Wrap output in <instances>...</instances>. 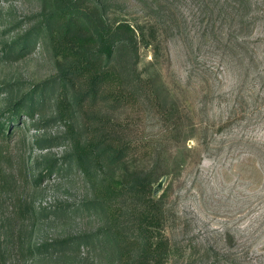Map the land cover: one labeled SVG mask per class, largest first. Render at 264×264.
Segmentation results:
<instances>
[{
  "label": "rangeland",
  "instance_id": "1",
  "mask_svg": "<svg viewBox=\"0 0 264 264\" xmlns=\"http://www.w3.org/2000/svg\"><path fill=\"white\" fill-rule=\"evenodd\" d=\"M52 1L0 0V264H117L107 241L67 243L99 232L105 217L67 163L61 60L28 35ZM80 1L149 40L138 45L134 97L115 107L83 98L73 110L76 125L105 120L129 144L116 171L149 184L168 245L162 264H264V0ZM258 39L255 78L244 42ZM113 64L129 70L120 55Z\"/></svg>",
  "mask_w": 264,
  "mask_h": 264
},
{
  "label": "trees",
  "instance_id": "2",
  "mask_svg": "<svg viewBox=\"0 0 264 264\" xmlns=\"http://www.w3.org/2000/svg\"><path fill=\"white\" fill-rule=\"evenodd\" d=\"M28 35L37 39L42 36L54 56L61 60L56 103L57 107L63 103H67V109L70 107L67 139L71 151L67 163L75 164L86 178L93 191L90 207L105 217L99 232L67 243L78 242L88 248L93 237L95 243L102 239L112 245L117 264H162L168 245L159 232L160 213L149 198V184L140 178L128 183L116 171L127 163L129 144L105 120H98L97 126L90 129L88 125H76L77 110H73L80 107L83 98L95 102L103 97L115 107L134 97V89H139L143 82L136 70L138 45L140 41L149 45V40L138 26L127 22L108 24L97 5L80 0H53L51 8L40 14ZM259 41L244 42L251 55L248 66L256 69L255 78H259L257 66L261 61L252 46ZM118 55L126 60L127 72L121 66H114L113 60ZM75 80L80 85H75ZM47 169L52 171L53 165L48 164ZM127 197L131 205L124 210L122 200ZM42 247L41 244L33 246L31 251ZM4 255L0 250V257Z\"/></svg>",
  "mask_w": 264,
  "mask_h": 264
},
{
  "label": "water",
  "instance_id": "3",
  "mask_svg": "<svg viewBox=\"0 0 264 264\" xmlns=\"http://www.w3.org/2000/svg\"><path fill=\"white\" fill-rule=\"evenodd\" d=\"M156 191V190H155Z\"/></svg>",
  "mask_w": 264,
  "mask_h": 264
}]
</instances>
